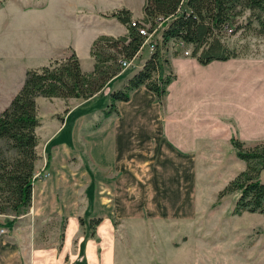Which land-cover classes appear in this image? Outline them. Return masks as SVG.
<instances>
[{"label": "crops", "instance_id": "0c3cea01", "mask_svg": "<svg viewBox=\"0 0 264 264\" xmlns=\"http://www.w3.org/2000/svg\"><path fill=\"white\" fill-rule=\"evenodd\" d=\"M143 3L144 0H138L134 8L115 9L104 0H29V9L13 8L19 16L29 14L27 52L35 66H26L19 78L14 69H7L11 80L1 78L4 83H0V93L10 95L11 100L26 70L65 58L71 52L79 59V66L81 59L87 63L83 72H91V43L99 36L116 38L127 33V27L111 14L125 9L130 20H140ZM141 56L142 52L133 72L127 73L126 69L117 73L99 94L87 100L57 99L63 105L65 101H73V106L65 108V115L47 130L44 140L60 136L69 119L72 120L68 137L51 146V153L47 152L46 170L54 175L57 172L54 159L62 161L61 155L69 156L73 151V157L80 161L79 179L68 187L82 191L80 202L74 198L67 202L69 209H64L68 218L59 247L64 264L74 260L76 264H113L115 249L108 241L113 236L111 221H160L191 216L197 159L221 157L225 152L236 156L230 144L231 136L242 142L244 148L264 143L263 56L213 61L205 66L190 57H170L168 67L173 79L166 86L161 104L151 92L139 86L129 92L127 101L115 103V113L103 117L109 94L121 90L142 67L147 56L142 61ZM101 96L105 97L97 105ZM85 106V110L77 112ZM61 165L64 166L62 162ZM55 183H41L36 195L54 189ZM42 190L44 193L40 194ZM86 190L90 192L89 198ZM51 206L43 200L39 212H50ZM30 212H38L34 200L20 218L3 224L7 229L0 234V264H20L16 239L26 237ZM96 218L99 222L88 228L89 221ZM10 225L17 229L9 230ZM88 232L90 236L84 238ZM73 239L75 246L69 249ZM80 241L84 262L78 257ZM96 244L102 248L97 259ZM66 248L70 250L67 262Z\"/></svg>", "mask_w": 264, "mask_h": 264}, {"label": "rangeland", "instance_id": "374dc122", "mask_svg": "<svg viewBox=\"0 0 264 264\" xmlns=\"http://www.w3.org/2000/svg\"><path fill=\"white\" fill-rule=\"evenodd\" d=\"M104 1H108V6L119 9L123 6L134 8L138 0ZM16 7L29 9V0H0V12L6 9L0 13L1 84L4 83L1 78L11 80V76L10 79L8 78L7 69H14L19 78L26 66H35L34 60H29L27 52L30 39L29 14L17 15L13 9ZM223 40L227 46L234 49L239 58L264 57L263 38L238 31L224 36ZM187 51H190L189 47ZM173 53H176L177 57L185 58L176 43H167L162 54L167 62L164 65V74L169 73L170 76L172 72L168 67V60ZM146 56L149 57L145 51L142 52L141 61ZM3 65L5 69L2 70ZM86 66L87 63L81 59V70L85 71ZM135 69L129 68L127 73ZM156 75L157 73H154L152 76ZM104 97L101 96L96 104L99 105ZM9 100L10 95L0 93V111ZM72 102L65 101L66 105H63V102L57 99L41 98L37 101L39 126L35 130L37 135L35 149L38 159L35 160L37 163L36 168L33 169L34 175H38L42 169L45 154L51 153L50 147L68 137L72 119H69L60 136L44 140L47 130L55 123H59L60 118L65 115V108L73 106ZM87 106L77 112L85 110ZM71 153L69 156L61 155L64 157L62 161L58 158L54 159L53 167L57 171L54 175L46 170L33 184L31 193L34 192V196L31 200L37 205L38 212L29 214L30 219L25 227L26 237L16 239L20 264H64L60 259L61 252L58 248L59 234L62 228L64 232L68 218L64 209H69L67 202H72L74 198L80 202L79 197L82 198L81 190H72L70 186L68 187L74 180L79 179L77 166L80 165V161ZM252 165L257 164L239 160L229 152H225L221 157L198 158L193 175L194 207L191 216L160 221H111L113 236L108 241L115 249L113 264H264V216L257 212L246 211L239 214L230 213L235 205L237 193L232 191L229 183L241 171L247 170L248 174L252 173ZM258 178L264 182V166ZM46 181H49L50 185L55 181V188L46 193L42 190L40 193H44L42 196L36 195L37 189L42 188L41 183ZM89 193V190L85 191L87 198ZM43 200L53 205L49 207L51 211L45 214L39 212ZM21 215L23 212H20L15 220ZM12 217L13 213L0 214V225L11 224L9 220ZM11 229L17 227L10 225L9 230ZM94 240L98 241L96 238ZM74 246L75 239L71 240L69 249ZM101 249L100 246H96V259L100 256ZM65 251L64 260L67 262L70 250L66 248Z\"/></svg>", "mask_w": 264, "mask_h": 264}, {"label": "trees", "instance_id": "16d2710c", "mask_svg": "<svg viewBox=\"0 0 264 264\" xmlns=\"http://www.w3.org/2000/svg\"><path fill=\"white\" fill-rule=\"evenodd\" d=\"M142 14L136 21L153 25L160 18L158 46L121 90L109 94L103 117L115 113V103L127 101L129 92L139 86L151 92L161 104L166 86L173 79L172 75L162 72L163 65L167 64L162 50L168 42H183L190 48L189 57L205 66L213 61L239 58L234 49L227 46L224 36L242 31L264 39V0H144ZM111 16L127 27V33L116 38L99 36L91 43V72L81 70L73 52L65 58L49 60L42 67L25 71L18 92L0 111V214L13 213L9 223L30 205L33 184L47 169L48 153L42 169L34 175V162L38 158L35 129L39 126L35 100H87L99 94L119 73L118 60L132 57L141 44L142 38L129 28L127 10L115 11ZM177 56L172 54V57ZM154 73L156 77L152 76ZM230 144L237 158L257 164L251 166L252 173L241 171L230 181L232 191L237 192L230 212H257L264 216V182L258 178L264 166V143L244 148L242 142L231 136ZM98 222V218L91 219L87 227L92 228ZM88 236L90 234L84 238ZM62 240L63 228L58 248ZM80 246L78 257L84 262L82 241ZM71 264H76V260Z\"/></svg>", "mask_w": 264, "mask_h": 264}, {"label": "built area", "instance_id": "2783aa9c", "mask_svg": "<svg viewBox=\"0 0 264 264\" xmlns=\"http://www.w3.org/2000/svg\"><path fill=\"white\" fill-rule=\"evenodd\" d=\"M160 20V18L158 19ZM156 21L153 25L149 23H141L136 20L129 21V28H133L137 35L142 38L141 44L138 50L130 58H121L118 60V69L123 71L129 68H136V61L141 52H146L148 56L155 52L156 47L158 46L160 40V31H161V22ZM164 20V19H163ZM162 21V20H161ZM176 46L180 49L184 57L189 56L187 51L188 46L183 42L178 41ZM156 77V76H155ZM6 229L3 226H0V234H4Z\"/></svg>", "mask_w": 264, "mask_h": 264}]
</instances>
